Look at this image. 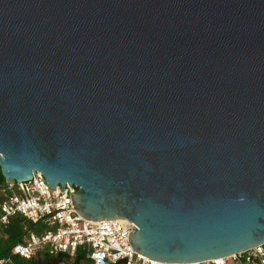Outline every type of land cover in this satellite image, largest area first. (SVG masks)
<instances>
[{"label":"water","instance_id":"95a60500","mask_svg":"<svg viewBox=\"0 0 264 264\" xmlns=\"http://www.w3.org/2000/svg\"><path fill=\"white\" fill-rule=\"evenodd\" d=\"M34 171L150 259L264 242V0H0V172Z\"/></svg>","mask_w":264,"mask_h":264},{"label":"built area","instance_id":"2783aa9c","mask_svg":"<svg viewBox=\"0 0 264 264\" xmlns=\"http://www.w3.org/2000/svg\"><path fill=\"white\" fill-rule=\"evenodd\" d=\"M36 174V176H35ZM34 171L32 178L0 186V235L15 217L22 233L0 264H15L13 256L32 259L39 254L82 253L88 264H264V242L228 256L194 262H162L139 253L129 242L135 225L126 218L91 220L76 210L71 199L76 185L54 189ZM63 189V190H62ZM33 225V227H30Z\"/></svg>","mask_w":264,"mask_h":264},{"label":"trees","instance_id":"16d2710c","mask_svg":"<svg viewBox=\"0 0 264 264\" xmlns=\"http://www.w3.org/2000/svg\"><path fill=\"white\" fill-rule=\"evenodd\" d=\"M5 183V180L0 172V186ZM22 218L15 217L2 230L0 235V258L7 255L11 246L19 239L22 230ZM33 227V225H30ZM15 264H88V260L82 253H77L74 257H69L64 253L54 255L39 254L32 259H24L19 256H13Z\"/></svg>","mask_w":264,"mask_h":264}]
</instances>
